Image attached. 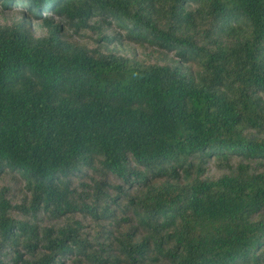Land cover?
<instances>
[{
  "label": "trees",
  "instance_id": "trees-1",
  "mask_svg": "<svg viewBox=\"0 0 264 264\" xmlns=\"http://www.w3.org/2000/svg\"><path fill=\"white\" fill-rule=\"evenodd\" d=\"M0 5V264H264V0Z\"/></svg>",
  "mask_w": 264,
  "mask_h": 264
},
{
  "label": "rangeland",
  "instance_id": "rangeland-1",
  "mask_svg": "<svg viewBox=\"0 0 264 264\" xmlns=\"http://www.w3.org/2000/svg\"><path fill=\"white\" fill-rule=\"evenodd\" d=\"M18 6V5H17ZM24 6V5H23ZM19 7V6H18ZM0 9H2L0 5ZM14 9V8H13ZM10 9V10H13ZM4 10V9H3ZM4 11L6 14L11 15V11ZM12 19H3L0 18V23H5V22H10ZM34 26V33L35 35H41L42 34V29L38 25V21H33ZM112 28L114 30L120 29L117 27L114 23H111ZM121 30V29H120ZM64 34L72 41L79 42L80 45L86 46L88 48H93L97 47V36L93 34L90 30L88 29H82V31H75V28L65 24L64 25ZM125 41H131V40H125ZM132 47H128L126 49H123V53H129V54H137L140 57H143L145 55V49L139 46L136 42L132 41ZM213 163V162H212ZM212 163L210 165V174L212 175H217V171L215 167L212 166ZM18 181H13L12 178L9 175H0V190L2 188H6V197L10 199L12 204L14 203H19L21 199L29 198V194L24 190L23 182L20 180L19 176H17ZM112 181H115L113 177H111ZM21 214V212H18V214ZM22 216V215H21Z\"/></svg>",
  "mask_w": 264,
  "mask_h": 264
}]
</instances>
